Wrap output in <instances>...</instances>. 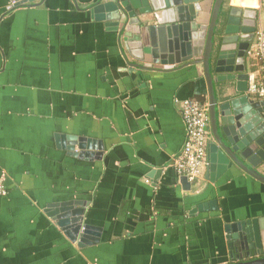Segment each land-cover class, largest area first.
<instances>
[{"label":"crops","instance_id":"crops-1","mask_svg":"<svg viewBox=\"0 0 264 264\" xmlns=\"http://www.w3.org/2000/svg\"><path fill=\"white\" fill-rule=\"evenodd\" d=\"M106 1L0 0V264H225L236 242L227 225L264 220V184L234 166L182 185L173 168L186 141L180 102L208 100L203 66L138 68L124 36L92 13ZM226 6L248 29L264 25V0ZM229 84H219L220 98L235 93ZM59 136L65 146L101 142L103 152L69 156ZM75 201L86 203L96 239L84 247L45 213Z\"/></svg>","mask_w":264,"mask_h":264},{"label":"water","instance_id":"water-1","mask_svg":"<svg viewBox=\"0 0 264 264\" xmlns=\"http://www.w3.org/2000/svg\"><path fill=\"white\" fill-rule=\"evenodd\" d=\"M11 1L13 7H19L33 6L37 0ZM224 2L110 0L97 4L91 10L97 21H110L112 30L118 31L120 37L124 36L132 57L144 63L138 68L170 71L176 64L203 66L213 134L208 147L206 179L214 182L237 166L264 184V176L258 172L264 164V117L261 116L264 101L253 100L247 94L248 71L245 68L246 52L250 46L248 41L254 38L255 30L248 29L250 24L244 23L239 12L232 9L224 21L222 33L218 34ZM230 44H236L235 49L228 50L226 47ZM229 53L231 56L227 59ZM224 64L229 67L223 70L221 66ZM232 82L235 83V93L227 87L220 98L219 84ZM69 139L71 142L65 146L63 137H57L58 147L66 149L69 156L88 160L99 158L103 152L101 142L86 138ZM77 144L79 151L74 147ZM159 174L160 171H153L151 178ZM181 183L189 188L186 178H182ZM85 205L77 201L52 203L45 209L66 237L80 247L96 241L94 229L84 224ZM214 205L215 202L200 205L199 210H208ZM263 224L264 220L258 219L227 225V232L232 230L236 233L232 236L236 242L229 245L231 262L225 264H264ZM234 245L239 248L234 250ZM253 257L262 258L248 261Z\"/></svg>","mask_w":264,"mask_h":264},{"label":"built area","instance_id":"built-area-1","mask_svg":"<svg viewBox=\"0 0 264 264\" xmlns=\"http://www.w3.org/2000/svg\"><path fill=\"white\" fill-rule=\"evenodd\" d=\"M248 56L256 66L254 70L248 72L247 94L255 100L264 101V25L257 28ZM180 108L186 130V141L182 151L174 158L173 168L180 180L186 178L190 184H195L203 178L204 171L208 167L211 130L208 102L187 99L180 102ZM1 182L3 184V181ZM0 192L5 194L3 189Z\"/></svg>","mask_w":264,"mask_h":264},{"label":"trees","instance_id":"trees-1","mask_svg":"<svg viewBox=\"0 0 264 264\" xmlns=\"http://www.w3.org/2000/svg\"><path fill=\"white\" fill-rule=\"evenodd\" d=\"M225 4H226V2H225ZM229 12H230L229 7H227V6L223 7V11L221 13V18H220V21H219V27H218L219 30L217 32L218 34L222 33L223 26H224V21L226 20L227 16L229 15ZM199 101L202 102V103H207L208 102L207 99H205V98H200Z\"/></svg>","mask_w":264,"mask_h":264},{"label":"flooded vegetation","instance_id":"flooded-vegetation-1","mask_svg":"<svg viewBox=\"0 0 264 264\" xmlns=\"http://www.w3.org/2000/svg\"><path fill=\"white\" fill-rule=\"evenodd\" d=\"M228 1H229V0H228ZM228 1L225 0L226 4H227ZM225 2H224V4H225ZM226 4H225L223 7H225ZM257 28H258V27H257ZM257 28H256V25H254L253 28H251V29H254V30H255V31H254V35H256ZM228 67H229L228 64H224V65L221 66V68H222L223 70H224V69H227ZM224 74H226V73H224ZM212 135H213V134H212ZM209 140H210V137H209ZM209 144H210V141H209ZM209 144H208V146H209ZM234 258H235V257H234ZM260 258H262V257H254V258L248 259V261H256V260H258V259H260ZM230 262H231V259H230L227 263H230Z\"/></svg>","mask_w":264,"mask_h":264}]
</instances>
